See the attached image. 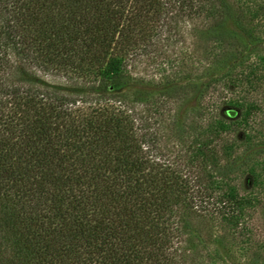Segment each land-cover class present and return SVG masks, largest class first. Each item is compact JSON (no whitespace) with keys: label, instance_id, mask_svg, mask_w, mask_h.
<instances>
[{"label":"trees","instance_id":"obj_1","mask_svg":"<svg viewBox=\"0 0 264 264\" xmlns=\"http://www.w3.org/2000/svg\"><path fill=\"white\" fill-rule=\"evenodd\" d=\"M241 10L232 0H0V264H188L193 218L235 230L250 205L216 194L212 172L227 180L249 160L235 168L213 132L188 154L166 139L175 123L163 112L201 101L213 82L130 73L141 56L174 54L186 25L208 43L250 40Z\"/></svg>","mask_w":264,"mask_h":264},{"label":"rangeland","instance_id":"obj_2","mask_svg":"<svg viewBox=\"0 0 264 264\" xmlns=\"http://www.w3.org/2000/svg\"><path fill=\"white\" fill-rule=\"evenodd\" d=\"M232 1L242 9L251 41L208 43L186 25L174 54L141 56L130 73L158 85L213 82L201 101L164 108V118L175 123L167 143L188 154L198 135L213 132L231 144L229 160L235 168L249 160V169L233 172L227 180L212 172L216 194H234L250 206L235 230L218 219L193 218L190 232L198 238L197 251L190 253L188 264H264V0Z\"/></svg>","mask_w":264,"mask_h":264}]
</instances>
